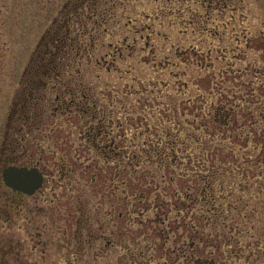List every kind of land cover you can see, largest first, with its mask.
<instances>
[{"label": "rangeland", "instance_id": "374dc122", "mask_svg": "<svg viewBox=\"0 0 264 264\" xmlns=\"http://www.w3.org/2000/svg\"><path fill=\"white\" fill-rule=\"evenodd\" d=\"M67 15L63 81L10 121ZM197 256L264 264V0H0V264Z\"/></svg>", "mask_w": 264, "mask_h": 264}, {"label": "trees", "instance_id": "16d2710c", "mask_svg": "<svg viewBox=\"0 0 264 264\" xmlns=\"http://www.w3.org/2000/svg\"><path fill=\"white\" fill-rule=\"evenodd\" d=\"M71 20L72 17L68 15L64 16L59 25L55 20L53 26L42 36L25 73L27 86L25 95L19 98L21 108L17 109L18 104L14 103L10 121L17 112L26 115V121L39 116L41 92L48 88L51 80L63 81L64 60L68 56V48L73 49L75 42L71 35ZM12 141L14 144L15 141ZM7 162L12 161L9 159Z\"/></svg>", "mask_w": 264, "mask_h": 264}, {"label": "water", "instance_id": "95a60500", "mask_svg": "<svg viewBox=\"0 0 264 264\" xmlns=\"http://www.w3.org/2000/svg\"><path fill=\"white\" fill-rule=\"evenodd\" d=\"M5 185L27 195L35 194L44 183V176L36 167L8 166L3 171Z\"/></svg>", "mask_w": 264, "mask_h": 264}, {"label": "flooded vegetation", "instance_id": "af4514ba", "mask_svg": "<svg viewBox=\"0 0 264 264\" xmlns=\"http://www.w3.org/2000/svg\"><path fill=\"white\" fill-rule=\"evenodd\" d=\"M44 181H45V179H44ZM44 184V183H43ZM20 194H22V193H20ZM195 246V245H194ZM194 246H192V247H194ZM213 263V260H209V259H201V258H199L198 256L197 257H195V259H194V262H193V264H212Z\"/></svg>", "mask_w": 264, "mask_h": 264}]
</instances>
